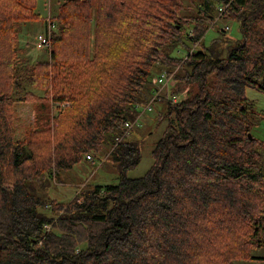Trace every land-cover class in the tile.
I'll use <instances>...</instances> for the list:
<instances>
[{
  "label": "trees",
  "instance_id": "obj_1",
  "mask_svg": "<svg viewBox=\"0 0 264 264\" xmlns=\"http://www.w3.org/2000/svg\"><path fill=\"white\" fill-rule=\"evenodd\" d=\"M37 7L0 0V264H264V141L249 136L246 97L264 92V0H65L50 60L30 66L19 36ZM163 70L189 96L163 98L157 124L170 123L154 163L130 178L141 124L117 139ZM27 103L34 123L16 140L15 105ZM46 103L58 113L41 124ZM86 154L111 163L118 183L91 186L82 202L54 196Z\"/></svg>",
  "mask_w": 264,
  "mask_h": 264
},
{
  "label": "rangeland",
  "instance_id": "obj_2",
  "mask_svg": "<svg viewBox=\"0 0 264 264\" xmlns=\"http://www.w3.org/2000/svg\"><path fill=\"white\" fill-rule=\"evenodd\" d=\"M64 1L65 0H37V12L40 14L41 19L34 22L24 23L20 28V58L24 64H29L30 66H32L34 64H37L38 62L50 60L52 46L50 49L45 48L40 43L38 36L44 34V32L46 31L49 19L54 21V17L58 12V8ZM213 22H215L214 24L217 27L225 29L226 31L230 29V27L228 26L224 28L217 17ZM215 28L216 27L213 26V28L208 31L204 38V42L207 45H209L214 38L220 36V31ZM55 33H58L57 29L54 34ZM237 36H239L238 32ZM196 51L197 48H194L193 52L196 53ZM189 54L191 53H188L186 50H179L177 52V55L180 58H186ZM156 74H154L153 76H155ZM152 78L151 84L154 87L152 95L156 96L157 98L152 103L153 110L147 111L148 114L140 117L141 127L138 128L139 130L136 137L144 142V149L140 164L134 170L129 171L128 173V177L130 178L143 177L154 163V159L151 155L154 144L162 137V134L170 123V120H166L161 125L157 124V120L160 115L159 113L164 110L166 111L165 104L167 100L163 98H172L173 102H179L185 100L189 96V85H186L184 89L180 91L182 88L180 89L179 84L176 83V81L172 77H169L170 81L167 87L157 89L153 85ZM164 93H167L168 97L163 96L161 98ZM174 93L177 94L173 95ZM246 97L252 102V109L254 112H256V115L253 116L254 127L250 134L252 135V137L254 136L257 139L264 141V92H259L258 90L248 88L246 90ZM58 108V105H51L50 103L39 105L37 110L40 123L42 124L43 121H51L57 115ZM35 110L36 109L32 104L27 103L25 105H15L14 113L16 140H22L25 138L26 128L32 126L34 123ZM136 130L137 129L134 128L133 131L135 132ZM149 131H151V134H148ZM85 156L87 159V154ZM104 159H106V156L104 157ZM116 183H118L116 168H113L111 163L104 162L103 159L99 160L94 158V161H89L88 159L83 160L81 163L71 168L70 170L63 171L60 175V181L56 182L51 190L52 194L57 198L64 201H70L71 198L77 197V195L78 198L81 197L82 194L84 192H87L88 189H90V187L93 185ZM255 254L264 257V248L260 252H255ZM237 264L256 263L241 262Z\"/></svg>",
  "mask_w": 264,
  "mask_h": 264
},
{
  "label": "built area",
  "instance_id": "obj_3",
  "mask_svg": "<svg viewBox=\"0 0 264 264\" xmlns=\"http://www.w3.org/2000/svg\"><path fill=\"white\" fill-rule=\"evenodd\" d=\"M219 11H220V16H222L223 14H225L227 12L226 8L224 7H220L219 8ZM56 25L53 23V21L51 19L48 20V25H47V29L46 31L44 32V34H41L38 36V39L40 41V43L47 49H50L51 46H52V40H53V34L54 32L56 31ZM170 79H169V76L165 73V72H162V73H158L156 74L155 76H153L152 78V82H153V85L155 86V88L157 89H162V88H166L168 83H169ZM156 96L153 95L152 99H151V102L142 107V106H137V109L140 111V117L148 114L147 111H152L153 110V105L152 103L154 102V100H156ZM176 101V100H174ZM141 124L140 122V118L137 119L134 123H131V122H127L125 124V129H124V134L121 138H118V143H120V141L123 139V138H127V137H130L131 134H132V131L135 127H139V125ZM87 159L90 160V161H94V158L87 154ZM78 200L80 202L83 201V197H79ZM47 229L50 231L51 227H48L47 226Z\"/></svg>",
  "mask_w": 264,
  "mask_h": 264
},
{
  "label": "water",
  "instance_id": "obj_4",
  "mask_svg": "<svg viewBox=\"0 0 264 264\" xmlns=\"http://www.w3.org/2000/svg\"><path fill=\"white\" fill-rule=\"evenodd\" d=\"M249 136H250L251 139L253 138L251 134Z\"/></svg>",
  "mask_w": 264,
  "mask_h": 264
},
{
  "label": "crops",
  "instance_id": "obj_5",
  "mask_svg": "<svg viewBox=\"0 0 264 264\" xmlns=\"http://www.w3.org/2000/svg\"><path fill=\"white\" fill-rule=\"evenodd\" d=\"M21 105V104H20ZM20 116V115H19Z\"/></svg>",
  "mask_w": 264,
  "mask_h": 264
}]
</instances>
